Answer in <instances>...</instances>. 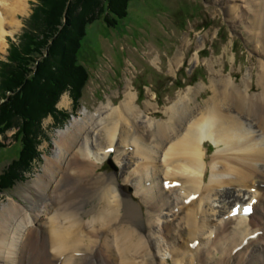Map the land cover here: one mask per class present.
<instances>
[{"label": "bare ground", "instance_id": "obj_1", "mask_svg": "<svg viewBox=\"0 0 264 264\" xmlns=\"http://www.w3.org/2000/svg\"><path fill=\"white\" fill-rule=\"evenodd\" d=\"M27 10L28 0H0V49L14 33L5 26L18 27L17 16ZM254 14L250 27L264 36V1ZM220 77L212 80L208 99L197 102L198 95L189 90L167 109V119L139 120L136 94L127 85L121 107L110 110L112 118L92 116L80 128L74 120L58 131L54 156L46 160L33 186L36 195L27 196L28 207L1 212L5 222L0 223V262L11 242L20 252L18 264H26V251L38 247L41 254H52L50 264H85L96 258L104 242L101 252L109 264H168L169 259L173 264L217 259L221 264H259V243L244 250L252 226L244 209L264 206V66L258 93L246 79L240 84L231 76ZM116 118H122L120 123ZM103 131L106 149L98 140ZM99 132L96 138L93 134ZM208 142L215 148L211 154ZM108 158L129 161L118 166L120 177L98 172ZM132 169L140 203L127 198L122 191L128 189L119 183L132 182L127 179ZM142 205L147 208L144 235L131 226L139 222L137 208ZM230 205V220L210 246L203 238L212 227L209 217H218V222ZM88 216L91 226L85 223ZM111 235L115 239L109 243ZM2 237L8 240L7 248L1 245ZM32 237L41 244L34 241L32 248Z\"/></svg>", "mask_w": 264, "mask_h": 264}, {"label": "rangeland", "instance_id": "obj_2", "mask_svg": "<svg viewBox=\"0 0 264 264\" xmlns=\"http://www.w3.org/2000/svg\"><path fill=\"white\" fill-rule=\"evenodd\" d=\"M103 1L101 0L102 3L99 1V5H105L107 8V1L106 4H103ZM114 1L115 3L110 6L112 10H121L126 4L124 14L113 25L107 24L105 20L112 17L111 11L107 9L108 13L105 14L104 19L100 18L99 21L87 26L85 36L73 32L75 28L71 27L77 23L73 20L76 8L78 14H83V10L78 8L77 4L67 8L64 19L66 32L63 37L67 40L65 43L69 52L71 43L75 41L77 62L74 66L72 64L73 71L70 70L68 54H64L63 49L59 47L63 37L57 39V44L54 41L55 46H52L53 42H51L47 47L44 62H47L49 52H52L54 47L57 55L62 52L66 58L64 57L63 60L62 56V60L55 59L48 64V70L54 72L55 78H45L51 80V91L57 94L53 100L54 107L50 110L52 113L39 110V120L34 119L38 115L34 117V112L30 110L24 113L16 110L10 114L8 112L4 114L2 110L15 103L16 97L19 96L21 99L24 92L30 95L38 91L41 98L46 91L42 88L45 83V78L42 76L35 78L36 81L30 77L28 81H24V86L13 87L12 90L6 86L7 80L14 74L9 67L11 49L21 44V38L29 26V21L39 7L38 0H28V10L16 18L20 23L18 27L5 26L6 31L14 33L6 36L7 46L0 49V223L5 222L4 216L1 217L2 211L13 206L27 208L29 205L27 196L31 193L36 195L33 186L38 176L42 174L46 160L54 156L55 142L59 139L57 132L66 129L74 120L78 121L76 128H80L78 126L81 123H88L92 116L109 117L112 108L121 107L123 104L127 85L136 94L134 105L137 111L139 110L137 117L142 121L153 117L157 120L167 119L165 113L167 109L189 90L192 91V95H198L197 102L202 103L212 95L210 89L212 80L215 77L221 79V75L226 78L231 76L240 84L246 79L252 84V92H259L256 89H260L258 87L260 70L264 66V45H262L264 36L255 35L250 23L255 19L254 13L261 8L264 0H228V2L227 0H125L126 3L124 0ZM97 5L98 3L87 6L85 11L95 10ZM229 6L233 7L232 10ZM255 32L257 34L259 30ZM179 61L180 63L177 64ZM31 66L34 67L31 75L40 71L39 62L31 63ZM64 73H67V78L63 76ZM43 74L51 76L48 72ZM71 75L77 78H74L72 83L68 82ZM62 85L65 87L60 88ZM200 85L202 88L200 94H197ZM121 119L116 118V121L120 123ZM25 129L26 134L20 132ZM97 131L98 129L96 133ZM119 131L117 130L116 134ZM96 133L93 135L99 138L101 132ZM23 135L29 142L27 148L23 142ZM98 140L102 148L106 149L108 143L105 131ZM206 148L209 154L215 149L211 142L207 143ZM122 160L108 158L98 172L102 175L120 177L118 166L123 168L129 162ZM132 173L133 169L127 175L130 181L133 180L130 176ZM134 182L136 181L123 182L119 179V183L128 189L122 193L133 203H140L136 194L138 183L136 182V185ZM261 188L264 196V184H261ZM233 206L227 208L226 214L220 217L218 222V217H209L212 227L208 231L207 238L206 236L203 238L210 246L212 241L216 240L218 231H221L224 224L230 220L227 218ZM137 213L139 222L131 226L144 235L146 226L142 218L147 213V208L142 205L141 208H137ZM2 214L4 215L5 212ZM248 218H252V226H249L250 230L246 236L249 238L244 250L259 243L261 246L257 247V250L262 251L259 264H264V206L260 209L254 206V211ZM90 219L89 216L85 218L86 225ZM230 229L224 232V236L230 232ZM159 232L162 230L159 229ZM25 233L27 229L21 233L22 237ZM113 239L115 238L111 235L108 242L111 243ZM2 240L4 243L1 245L7 248L8 240L4 237ZM34 241V245L42 242L38 239L36 242L32 237L30 244L32 248ZM38 248L36 251L31 248L26 251L24 255L26 264H50L51 259L48 256L52 254L49 255L46 251L45 254H41V247ZM101 250L96 253V258H88L85 264H91L92 261H95V264H109L106 252ZM19 259V250L10 242L7 254L2 255L0 264H18ZM220 262L221 260L217 259L206 264H221ZM168 264H173L171 259L168 260Z\"/></svg>", "mask_w": 264, "mask_h": 264}, {"label": "trees", "instance_id": "obj_3", "mask_svg": "<svg viewBox=\"0 0 264 264\" xmlns=\"http://www.w3.org/2000/svg\"><path fill=\"white\" fill-rule=\"evenodd\" d=\"M99 1L100 3H102L101 0ZM99 1L98 0H38L39 7L36 10L37 11L36 14L33 15L32 20L29 21V26L27 27L23 37L21 38L22 41L21 44L19 46H14L11 49V55L9 56V60L11 64L9 67L11 72L14 71V74L11 75L12 80L10 78H9L10 80L9 79L7 80L8 84L6 86H8L10 90H12L13 87L24 86V81H28L30 77L35 81L40 76L44 78L50 77L54 79L55 74L54 72L52 73L49 72L50 70H48V64L50 63V61L52 62L55 59L60 60L62 56H63L62 59L64 60L66 58L64 54L66 55L68 54V59H69L68 66L69 69L73 71L72 64L74 66V64L77 62V58H76L77 54L76 51L74 50L75 41L71 43V51L69 52L65 43L67 40L63 37L64 36L63 34L66 32V27H64V19H65V13L67 12V8H69V6L77 4V7L83 10L84 12L83 14H78L76 8L75 10L76 15L74 16L73 20L77 23L76 25L71 24L72 25L71 27L75 28L73 32L75 31L79 32L81 36H85L86 28L89 24L99 21L100 18L104 19L105 14L108 13L107 9H109V11H111L112 13V17L110 19L105 20L107 24L113 25L119 20L121 15L124 14V9L126 4L123 5V8L121 10H112L110 6H112L113 2L115 3L114 0H104V1L102 0L104 2L103 4H106L107 1V8L105 5H99ZM92 3L93 4L98 3L96 9L90 12H86L85 7L93 5ZM124 3H126L125 0ZM58 38L62 39V42L59 43V47H61L60 48L61 50L63 49L62 51L64 54L60 52L57 55L54 47L53 51L49 52V59H47V62H44L45 61L44 55L47 47L51 42H53L52 46L53 45L55 46V42L56 44L58 43L57 41ZM38 62L40 64L39 66L40 71L37 74L31 75V72H33V68H34L31 66V63L36 64ZM47 72L51 76H46V74H43ZM57 73H59L58 70ZM63 76L66 78L68 77L67 73H64ZM69 77L70 79L68 82L70 83L73 82L74 78L77 79L76 77L73 78L72 75ZM1 78H3L2 73H1ZM50 82H51L50 79L45 78V83L43 84L42 88L45 89L46 91L44 90L45 94L41 98L38 91L32 90L34 92H32L30 95H26V93L24 92V95L21 99L19 96L16 97L15 103H13L12 105H8L4 109H2L3 113L5 114L6 112H8V114H10L11 112H15L16 110H18V112L20 113H24L25 111L30 110V112L31 111L34 112L35 114L34 117L38 115V117L34 119L40 118L39 115H40V111L42 110L52 113L50 110L53 109L54 107L53 100L54 97L56 98L57 93H54L55 95L52 93L51 91L52 85L50 84ZM63 86L64 85H62L60 88H62ZM48 106L50 108H47ZM20 132L23 134L27 133L26 129L20 130ZM23 142L25 144V148H27L26 146L27 144H29V142L26 136L23 137Z\"/></svg>", "mask_w": 264, "mask_h": 264}, {"label": "snow or ice", "instance_id": "obj_4", "mask_svg": "<svg viewBox=\"0 0 264 264\" xmlns=\"http://www.w3.org/2000/svg\"><path fill=\"white\" fill-rule=\"evenodd\" d=\"M244 212H245V213H249V212H251V207H246V208L244 209Z\"/></svg>", "mask_w": 264, "mask_h": 264}]
</instances>
